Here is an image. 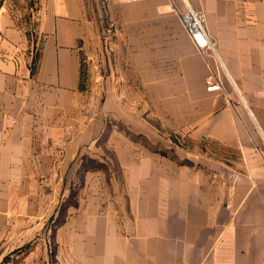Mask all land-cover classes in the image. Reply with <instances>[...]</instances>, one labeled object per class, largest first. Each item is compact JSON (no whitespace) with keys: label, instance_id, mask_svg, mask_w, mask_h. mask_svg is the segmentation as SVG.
<instances>
[{"label":"crops","instance_id":"0c3cea01","mask_svg":"<svg viewBox=\"0 0 264 264\" xmlns=\"http://www.w3.org/2000/svg\"><path fill=\"white\" fill-rule=\"evenodd\" d=\"M31 1L0 0V264H264V0Z\"/></svg>","mask_w":264,"mask_h":264},{"label":"built area","instance_id":"2783aa9c","mask_svg":"<svg viewBox=\"0 0 264 264\" xmlns=\"http://www.w3.org/2000/svg\"><path fill=\"white\" fill-rule=\"evenodd\" d=\"M127 2H135L141 0H124ZM182 24L192 42L195 44L201 54L213 56L217 58L216 40L209 33L204 16L201 12L188 7L186 12L180 15ZM208 91H221L222 86L219 79L214 73L208 77Z\"/></svg>","mask_w":264,"mask_h":264},{"label":"trees","instance_id":"16d2710c","mask_svg":"<svg viewBox=\"0 0 264 264\" xmlns=\"http://www.w3.org/2000/svg\"><path fill=\"white\" fill-rule=\"evenodd\" d=\"M34 3H37V0L31 1V3L29 4V5H30V7H33V6H34ZM34 9H36V10H37V7H36V8H34ZM36 61H37V56L34 58L33 64H35V63H36Z\"/></svg>","mask_w":264,"mask_h":264},{"label":"rangeland","instance_id":"374dc122","mask_svg":"<svg viewBox=\"0 0 264 264\" xmlns=\"http://www.w3.org/2000/svg\"><path fill=\"white\" fill-rule=\"evenodd\" d=\"M98 1V3H104L105 1L104 0H97ZM102 13V12H101ZM103 15V14H102ZM103 17L105 18V12H104V15H103Z\"/></svg>","mask_w":264,"mask_h":264}]
</instances>
